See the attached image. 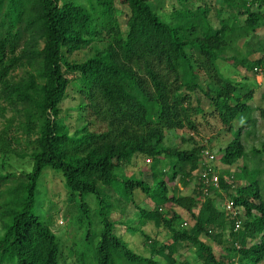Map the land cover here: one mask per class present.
I'll use <instances>...</instances> for the list:
<instances>
[{"label": "trees", "instance_id": "1", "mask_svg": "<svg viewBox=\"0 0 264 264\" xmlns=\"http://www.w3.org/2000/svg\"><path fill=\"white\" fill-rule=\"evenodd\" d=\"M158 2L0 0V117L5 121L0 154L34 165L23 175L25 182L0 190V264H60V242L34 213L38 182L48 168L62 173L84 217L91 212L86 199L96 198L103 225L98 264H158L116 235L111 192L125 204L135 205L137 192L155 202L152 211L139 209L140 227L133 232L145 238L153 255L167 254L169 264H182L175 257L181 243L195 248L201 264H264L262 172L245 163L244 139L256 134L258 124L250 104L254 89L230 75L241 66L264 76V57L250 60V46L264 27V0H222L219 9L207 0H165L164 9ZM214 9L218 27L211 23ZM241 42L248 55L228 58ZM84 50L90 52L87 59L71 60ZM254 52L264 53V44ZM205 87L212 112L202 107L201 98L193 99ZM70 90L79 103L65 110ZM207 115H217L233 136L216 160L226 168L241 161L243 166L240 173L227 174L231 183L215 166L220 190L205 193L202 152L210 149L198 143L181 149L169 136H195L199 118ZM256 154L264 157V142ZM139 158L150 161L144 172L153 185L142 177L146 173L128 176ZM169 167L171 175L164 170ZM11 177L0 174V185ZM178 177L184 182L196 177L197 195L170 194L169 182ZM227 199L241 217L226 209ZM173 206L192 216V228L181 227ZM238 217L242 226L235 231ZM149 222L166 227L173 243L153 242L141 229ZM203 237L221 245L222 253L217 256Z\"/></svg>", "mask_w": 264, "mask_h": 264}, {"label": "rangeland", "instance_id": "2", "mask_svg": "<svg viewBox=\"0 0 264 264\" xmlns=\"http://www.w3.org/2000/svg\"><path fill=\"white\" fill-rule=\"evenodd\" d=\"M82 1V0H81ZM215 6L220 8L219 4L222 0H207ZM202 3H196L195 7ZM158 5L160 8H167L168 4L165 0H159ZM122 20L125 22L126 18L123 15ZM211 23L214 27L219 26L218 19L215 15V9L211 16ZM255 40L251 44L252 54L250 60H256L257 58L264 57V53L254 52L261 44H264V27L258 30ZM248 49H246L242 42L236 46L233 51L227 53V57L241 58L248 55ZM90 55L89 50L76 53L71 60L72 61H84ZM259 73V72H258ZM255 69L246 71L241 66L234 69V73H230L231 77L238 82L252 84L254 89V100L250 102L251 106L257 111L255 112V118L258 121L256 134L249 139H244V143L247 148L248 158L245 163L249 170H259L262 172L261 182L263 188L264 197V157L256 154L261 144L264 142V117L261 115L262 110L264 111V76L258 74ZM21 75V74H19ZM73 79L72 75L68 76ZM208 89L205 87L203 91H197L194 101L197 98H201L202 107L207 112H212L210 108V101L205 96ZM70 97L63 104V108L73 109L79 103L78 96L72 90L69 92ZM76 115V114H75ZM10 117V113H8ZM201 125L199 126V132L195 136H188L181 132L170 134V143L174 146H178L181 149H187L198 143V145H204L209 148L212 152H217L226 147L232 140L233 136L228 134L227 129L223 127L219 121L217 115H207L205 120L199 118ZM75 123V117L71 120V124ZM5 121L0 117V132L4 127ZM193 139V142L182 144V139L189 141ZM216 166L221 175L225 177V180L229 183L233 182L229 175L240 173L243 161L239 163L237 167L226 168L218 161ZM151 164L147 163L143 158L135 160V164L128 170V176L140 177L141 174L144 180L152 184V178L145 170H150ZM34 165L30 159L22 160L16 156L4 157L0 154V174L12 175L7 181H3L0 185L1 191H6L10 188L17 186L20 183L25 182V175L33 171ZM171 167L164 169L168 175H171ZM150 172V171H149ZM148 173V174H147ZM151 173V172H150ZM229 173V175H227ZM24 175V176H23ZM237 187L241 183H235ZM171 189L170 194H174L177 197H194L198 193V179H193L184 182L181 177H178L174 182H169ZM234 190V189H233ZM224 194V193H222ZM111 196L114 198V204L116 210L111 216V220L114 221L117 226L115 233L125 243L128 244L131 250L139 254L144 258L153 257V260L157 261L158 264H169L166 256L161 253L153 255L152 248L146 246L145 238L140 233H135L133 230L140 227L139 209L146 211H152L155 207V202L150 198L146 197L140 192H137L134 197L135 205L125 204V202H119L120 197L115 193L111 192ZM108 201L110 194H108ZM91 207L89 217L82 215L79 202L76 197L72 198L70 192L67 189L64 181V177L61 172H57L51 168L45 169L38 182V192L36 195V203L34 213L44 221L56 235L61 245V260L60 264H98L96 250L101 239V233L103 231L102 217L98 210L97 200L94 196H89L86 199ZM173 213H176L181 219V227L183 229H190L194 226L192 216L184 209L173 206L171 208ZM196 214L199 213V208L194 210ZM188 224L185 227V224ZM143 232L149 236L153 242L159 243V246L171 245L173 243V237L170 231L163 225L157 226L155 222H149L141 228ZM2 231V225L0 224V233ZM204 241L208 244H212L215 248L217 256L222 253V246L215 243L214 241L203 237ZM168 253V251H166ZM182 264H201L197 262L195 255V248L188 243H181L178 245V254L175 256ZM118 264H127L125 262H119Z\"/></svg>", "mask_w": 264, "mask_h": 264}, {"label": "built area", "instance_id": "3", "mask_svg": "<svg viewBox=\"0 0 264 264\" xmlns=\"http://www.w3.org/2000/svg\"><path fill=\"white\" fill-rule=\"evenodd\" d=\"M256 72H259L258 74L263 76L261 70H257ZM202 158L203 159L201 163L203 165V170L200 175V182L205 187V193L209 192V189L219 191L220 178L218 172L215 171V166L217 163L216 154L210 150H204L202 152ZM147 163H150V161L147 160ZM225 207L229 212L232 213L234 217L242 216V211L235 207L234 202L232 200L227 199L225 201ZM239 217L235 224V231H239L242 226V221ZM184 226L187 227L188 224L186 223Z\"/></svg>", "mask_w": 264, "mask_h": 264}]
</instances>
